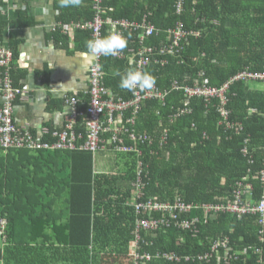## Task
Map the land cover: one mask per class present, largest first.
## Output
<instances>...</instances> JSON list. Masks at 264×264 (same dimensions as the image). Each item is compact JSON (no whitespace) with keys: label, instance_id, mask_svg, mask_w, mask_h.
I'll return each instance as SVG.
<instances>
[{"label":"trees","instance_id":"trees-1","mask_svg":"<svg viewBox=\"0 0 264 264\" xmlns=\"http://www.w3.org/2000/svg\"><path fill=\"white\" fill-rule=\"evenodd\" d=\"M56 4L61 9L54 30L57 43L65 45L72 33L76 39L84 37V44L92 38L90 30H64L66 26L74 27L95 18L93 0H82L79 7L61 8L59 0ZM101 7L104 18L136 23L147 18L156 31L146 44L159 49L177 24H182L186 32L201 33L197 38L191 37L186 46L183 44V55L182 51L174 55L155 52V56L167 60V65L153 64L145 71L156 78V85L161 89L169 90L174 80L181 86L220 88L247 67L254 72H264V0H103ZM125 36L129 37L128 44L138 47L139 33L127 32ZM13 49L16 59V47ZM103 64L105 86L116 96L130 99L131 92L119 88L120 76L117 75L131 67L129 62L108 56ZM11 75L17 86L13 69ZM228 99L226 108L230 112L229 121L235 125L233 128L219 124L222 119L217 99L206 103L203 97L192 98L185 106V93L180 89L169 93L164 108L159 107L158 101H145L138 114V131H148L159 138L163 124L167 143L162 147L156 143L155 154L145 148L142 158L136 153L124 154L120 158L123 165L109 174L96 172L93 156L89 153L68 154L72 162L69 169L63 164L65 156H60L64 152L17 148L4 151L0 148V153H8L7 159L0 157V219L7 221L6 251L19 252L20 259L26 254L28 262L25 264H33L35 256H40L43 264H49V254H65L70 246L73 254L86 252L84 258L79 256V264L81 259L84 264H133L130 253L137 215L129 203L140 159L144 162L142 176L147 184L142 201L151 198L167 202L179 198L194 206L223 204L233 199L237 184L248 177L252 201L257 204L264 191L261 180L264 171V83L234 82ZM84 105L87 106L88 101ZM179 109L191 112L172 119ZM157 110L160 115L156 116ZM238 127L241 129L236 132ZM245 146L249 152L247 156L242 153ZM33 153L37 154L36 160L43 159L39 163L41 166L18 158ZM40 170L44 177L39 180L44 187L42 192L35 193L40 200L39 207L32 202L35 194L20 189L33 188ZM20 201L25 202L23 208L17 207ZM64 211H67L68 223L56 228L58 238L50 241L46 227L54 226L51 222L57 226ZM55 213H59L58 216L51 219ZM154 216L160 217V214ZM182 217L198 220L189 230L170 227L157 231L156 236L141 232L140 252L156 256L146 264H264V241L261 240L264 224L259 214L239 218L220 213L205 218L202 209H195ZM80 227L84 228L87 248L81 242L62 240L67 231L80 234ZM40 236L43 238L38 242ZM223 241H228L229 250L220 247L218 252H213L215 243ZM162 254L178 259L169 260ZM225 256L229 257L227 262ZM61 257L58 263L67 262Z\"/></svg>","mask_w":264,"mask_h":264},{"label":"built area","instance_id":"built-area-1","mask_svg":"<svg viewBox=\"0 0 264 264\" xmlns=\"http://www.w3.org/2000/svg\"><path fill=\"white\" fill-rule=\"evenodd\" d=\"M103 0H93V6L96 11L95 18L84 24H76L74 27H65L67 30L86 29L92 31L93 37H102L104 31L106 34L112 29L121 32L124 36L127 32L139 33L138 48L123 49L114 59H126L134 68L142 71L153 64H160L161 67L167 63L165 59H160L157 55H174L184 50L183 44L189 41L191 37H199L200 32H186L182 28V24H177L176 28L170 32L166 43L159 49L155 50L154 46L147 45L146 41L152 38L156 28L147 21V18L141 23L131 22L128 20H113L102 16L103 9L101 7ZM185 47V46H184ZM181 52V54H182ZM104 56H100L91 62L89 87L84 97L67 98L66 102L69 112L65 116L64 127L61 131L51 132L55 139L54 143H48L36 139L28 130L20 129L14 120V102L22 94V89L13 86L11 76L12 62L14 59L13 52L0 48V69L3 70V77L0 79L2 83L3 104L0 107V148L7 151L12 148L32 149V150H52L67 152H90L96 154L106 150H113L120 154H137L139 157L142 151L139 146H152V140L146 136H137L131 127L134 126L135 118L141 109V105L148 100L161 101L163 104L166 97L173 90L182 89L185 93V106L189 105L190 99L203 97L206 103L217 99L219 101L218 112L220 113V125L226 128L235 127L229 121V110L226 108L228 103V93L231 85L237 81H260L264 83V72H254L250 68H245L234 77L230 78L220 88L216 87H188L181 86L178 81H174L169 90H160L154 86L151 90H137L135 94L131 92L130 99L116 96L105 86V69L103 65ZM88 101L85 106L84 102ZM81 107H86L85 109ZM188 109H179L175 118L185 115ZM132 113L133 117L126 116ZM131 124V127H128ZM238 127L236 132H239ZM133 143L129 144L127 141ZM167 140V130L164 131L163 142ZM245 140V144L248 143ZM243 155H248V148L245 146L242 150ZM141 158V157H140ZM251 158V157H250ZM145 173L144 162L140 159L138 164V178L133 184L134 196L129 203L135 208L137 215V226L135 229V240L132 243L130 257L133 264H146L154 257L149 252L141 253L142 231L150 232L152 236H156V232L175 227L180 230H189L197 222V218L189 221L182 217L183 214L190 213L195 209H202L205 218L209 215L216 216L220 213H229L239 218L249 214H259L260 222L264 224V191L257 204L250 199L252 197V187L247 182L248 177L244 178L237 184V189L233 195V199L223 204H203L189 205L181 201L179 198L174 201L158 202L151 198L142 201L145 195L146 182L143 181ZM262 182H264V171L262 172ZM160 214V217L154 214ZM7 221L0 219V236L6 239ZM262 233V232H261ZM264 241V238H261ZM228 248V241L217 242L213 246L212 251L218 252L219 248ZM160 256L159 254L157 255ZM162 257L174 260L178 259L174 255L162 254ZM225 256L224 261H228Z\"/></svg>","mask_w":264,"mask_h":264},{"label":"crops","instance_id":"crops-1","mask_svg":"<svg viewBox=\"0 0 264 264\" xmlns=\"http://www.w3.org/2000/svg\"><path fill=\"white\" fill-rule=\"evenodd\" d=\"M57 1L58 0H0V48L6 50L9 49L14 55L15 51L13 46L16 47L17 58L13 59L11 66L15 71L16 79L18 80L17 86H15L12 75L10 78L12 80L13 86L22 89V94L14 102L15 123L20 129L30 131L36 139L48 143H50L49 141H55L51 132L61 131L64 127L65 116L70 110L66 99L74 96L84 97L85 92L88 90L89 71L92 62V60L90 61L87 59V49H84V37L81 36L79 39H76L72 33L69 36V41L65 45H61L56 42L57 31L54 30L58 25L57 23L59 22V16H61V9L57 7ZM151 46H154L155 50H157L156 45ZM132 47L138 48L139 46L135 47L132 44H128L127 50ZM127 61L129 62V66L134 67L130 64L129 60ZM165 61L167 63L166 59ZM156 66H159V64ZM148 68H145V70ZM0 70L3 71L2 69ZM155 86L159 88L157 85ZM159 89L165 90L161 88ZM110 91L113 92L111 89ZM2 102V83L0 80V107ZM165 103L166 99L164 104L158 100V105L160 108H164ZM141 110L142 105L138 114L141 112ZM157 112L158 110L156 111L155 115H160V112ZM190 112L191 111L189 110L187 113ZM138 114L134 116V126L131 127V124H128V127H131V131H134L137 136H146L152 140L151 147L139 146L142 151V155H140L142 158L145 154V148H150V153L155 154L156 152L153 147L156 143H158L161 147L167 143V140L163 142L164 131H166V128L162 127L163 124H161L162 130L160 132L161 134L159 138H157L158 136L155 134H152L148 131L140 132L138 131ZM128 117L132 118V113L128 114ZM128 117L126 118L127 121H129ZM172 119H175V115L172 117ZM127 142L133 145V143L129 140ZM62 152L64 153H60V156H65L64 159L61 158V160L63 159V164L71 169L72 162L69 160L68 154L73 152ZM80 153L91 154L93 156L95 167L96 156L98 155L97 153V155L90 152ZM99 153L103 154L104 156L115 155L114 171H118L123 165V162L120 160V158L124 154L117 153L113 150H106ZM7 154L8 153H0V157L2 156L5 157L4 159H7ZM36 156L37 154L33 153L26 154L25 156L18 158H23L25 161L29 162V164L37 166L40 165L39 163H42L41 160L43 159L41 158L36 160ZM96 172L99 174L103 173L98 172L97 170ZM105 173L109 174L112 172ZM57 175L58 174L56 173L55 178H57ZM43 177L44 174H42V171L40 170L39 175L37 176L38 179L35 182L36 185L30 189L28 187L20 190L28 191L32 194H35L40 190L42 192L44 185L39 179ZM56 182L57 181L55 180L54 183ZM133 196L134 190L130 202ZM32 197V202L40 207V200L37 199L36 194L32 195ZM250 200H253L252 197ZM24 205L25 202L20 201L18 202L17 207L23 208ZM58 214L59 213L53 214L51 219H55ZM64 214L66 216H64ZM61 215H63L61 216L62 219L60 221L59 219L57 220V226L54 224V222H51V225L54 226L46 227V230H48V234L50 235V241H56V238H58V234L56 233L55 229L60 227L63 223H68L67 211H64V213H61ZM23 222L25 224V221ZM83 231V227H80V234L67 231L62 240L66 242H81L82 246H86L87 248L88 241L87 237L83 236ZM23 237L24 235L22 234L21 239H23ZM42 238L43 236H40L38 242L42 241ZM6 246V240L0 236V264H20L21 262L25 264L28 262V257L25 253L24 258L20 259L21 256H19V252L13 254L8 253L6 251ZM20 247L22 246L20 245ZM52 248V252H54L56 247L53 246ZM84 253L86 252L83 251L80 255L73 254L71 247L68 246L67 252L65 254H62L61 252H59V256L56 254H49L50 258L48 261L49 264H60L58 263V260L62 259V255L67 259V262H64L63 260L61 261V264H79L80 258H84ZM83 261L84 259H81V264H84ZM33 264H43L40 256L33 257Z\"/></svg>","mask_w":264,"mask_h":264},{"label":"clouds","instance_id":"clouds-1","mask_svg":"<svg viewBox=\"0 0 264 264\" xmlns=\"http://www.w3.org/2000/svg\"><path fill=\"white\" fill-rule=\"evenodd\" d=\"M81 3L82 0H59L61 8L79 7ZM128 39L129 37L115 29L110 30L105 36L88 39L85 42L87 59L91 61L100 56H116L127 47ZM117 75L120 76L119 88L133 94L137 90H151L156 85V78L150 72L138 68L129 67L123 73L118 72Z\"/></svg>","mask_w":264,"mask_h":264},{"label":"rangeland","instance_id":"rangeland-1","mask_svg":"<svg viewBox=\"0 0 264 264\" xmlns=\"http://www.w3.org/2000/svg\"><path fill=\"white\" fill-rule=\"evenodd\" d=\"M98 154V155H97ZM96 161H95V169L98 172H113L115 169V155H103L97 153Z\"/></svg>","mask_w":264,"mask_h":264}]
</instances>
